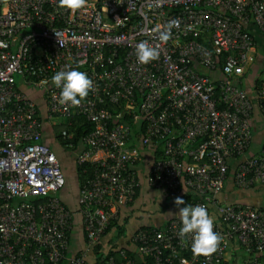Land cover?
Masks as SVG:
<instances>
[{"label": "built area", "instance_id": "1", "mask_svg": "<svg viewBox=\"0 0 264 264\" xmlns=\"http://www.w3.org/2000/svg\"><path fill=\"white\" fill-rule=\"evenodd\" d=\"M172 19L179 25L162 43L155 29ZM252 27L264 35V0H88L76 12L58 0H0V264L62 258L69 264H221L231 240L251 254L242 264H264V206L217 197L233 157L240 158L232 173L236 186L264 185V137L260 150L250 152L254 108L264 117V65L250 89L241 85L256 45ZM145 40L160 51L147 65L136 56ZM77 65L94 88L79 107L61 105L51 77ZM22 86L42 92L43 110ZM105 100L144 116L142 144L164 138L163 153L147 170L149 184L173 196L186 190L190 204L209 214L217 209L214 231L223 239L213 255L193 256L192 236L181 239L182 222L172 217L137 227L132 246H119L116 254L89 258L141 184L132 165L139 151L131 126L111 124L110 111L100 105ZM76 113L95 122L76 154L77 162L94 167L73 210L61 200L65 175L42 134L45 121ZM61 134L71 136L65 128ZM75 212L85 244L67 255Z\"/></svg>", "mask_w": 264, "mask_h": 264}, {"label": "crops", "instance_id": "2", "mask_svg": "<svg viewBox=\"0 0 264 264\" xmlns=\"http://www.w3.org/2000/svg\"><path fill=\"white\" fill-rule=\"evenodd\" d=\"M253 34L256 38V45L254 50L250 53L249 58V66L248 70L245 74V76L242 78L241 85L244 87L251 88V84L254 80V77L261 71V68L264 65V35L255 27H252ZM203 71H206V69L201 68ZM213 75L220 76L219 71L212 72ZM25 92L32 96L36 101L37 104L42 108H44V98L42 95V92L38 89L32 88L30 86H22ZM58 122H48L45 121L44 124V130L42 134V140L45 139L43 136L46 134H52L55 137L56 131H58V124H61L62 119L61 117ZM57 124V125H56ZM57 127H56V126ZM252 126L253 128V134H254V143H253V151H259L261 146L262 138L264 137V117L262 116L261 112L257 109V107L254 108L253 116H252ZM47 138V137H46ZM44 141V140H43ZM62 147L65 148V151H61L60 147H56V153L57 156L61 162V167L63 171L65 172V163H64V156H68L71 158V164H68V170L72 172L73 176L76 174V154L78 149L80 148V144L72 148L70 147L71 144L67 145V147L60 143ZM156 148L150 145L143 146L142 144H139L138 151H139V157L136 158L132 165L135 166L140 175V187L137 189L133 199L128 201L127 203L119 206L118 211V217L116 220L112 221L109 225V227L106 229V231L100 236L98 239V244L96 246V249L99 250V252H105L109 249V247L113 244L117 246L126 245V246H132V242L130 240V236L135 231V229L139 226L143 225H162L164 224L169 218L172 217H178V215H169L168 212H177L178 209L176 208L174 204V199L177 196L170 195L168 190L163 186H156L151 185L146 180V174L147 170L149 168L150 163L154 159V153ZM251 152V150H250ZM67 159V158H66ZM238 157H233L229 159V168L227 171V176L224 180L223 186L220 189V191L217 193L218 200L221 203H231V202H240V203H251L256 206H264V185L261 183H255L252 184L249 187L246 188H240L236 186L233 182L232 173L234 171V168L236 167L238 161ZM66 173V172H65ZM78 184H73L71 186H67V182L64 184V186L61 188L59 192H63V195L61 194L62 199L66 202L68 207L72 208L73 210H76L78 205ZM188 192L185 190H182V192L179 194V197H182L185 200V204L181 205V207L187 206L190 204L191 197L187 195ZM141 198H145V200H150L149 202H152V200H164V207L166 212L160 211L159 215L164 212L165 219L163 221H157V223H149L147 218H150L151 216L147 213L144 219H137V220H130L131 216V210L132 209H139V204L141 201ZM210 215H212L215 219V221H219L220 215L216 208L211 209ZM140 216L142 214L140 213ZM154 218H158V216H154ZM127 220V221H125ZM126 222H129L128 225ZM148 222V223H147ZM127 225V226H126ZM70 247L69 251L71 253L77 252L80 248H82L85 244L84 241V231L81 221V216L78 212H75L74 214V220H73V228L70 236ZM93 251V249L90 250V252ZM250 253H248L240 244H238L236 241L231 240L228 243L227 252L224 260L221 264H242L245 259L250 257Z\"/></svg>", "mask_w": 264, "mask_h": 264}, {"label": "clouds", "instance_id": "3", "mask_svg": "<svg viewBox=\"0 0 264 264\" xmlns=\"http://www.w3.org/2000/svg\"><path fill=\"white\" fill-rule=\"evenodd\" d=\"M87 4L88 0H58L60 8L71 12L81 10ZM178 25L179 21L172 19L168 21L163 30L157 26L155 30L159 32L160 41L166 44L172 37V28L178 27ZM136 56L140 64L147 65L159 59L160 51L158 46H153L145 40L136 45ZM78 68L79 65L76 68L69 67L68 70L57 71L51 77V83L61 89L58 98V103L61 105L70 104L73 107H79L81 101L87 98L89 92L94 88L93 80L86 72L80 71ZM174 204L178 211L168 212V214L178 215L182 222V227L179 230L181 239L186 235L192 236L191 252L193 256L210 257L217 252L223 237L214 231L215 218L209 214L207 208L203 205L193 206L191 204L181 207L185 204V200L179 196L174 199ZM181 264H186V261L182 260Z\"/></svg>", "mask_w": 264, "mask_h": 264}, {"label": "trees", "instance_id": "4", "mask_svg": "<svg viewBox=\"0 0 264 264\" xmlns=\"http://www.w3.org/2000/svg\"><path fill=\"white\" fill-rule=\"evenodd\" d=\"M135 96H136V101H139L140 100L139 94H136ZM122 104H123L122 101H119L116 103V102H111L109 100L107 101L105 100L100 105H103L105 108H107L110 111L111 117H109V121L111 124L113 123V121H124L131 126L130 140L134 145L139 146V144H142L141 138L146 132L145 131L146 120L141 113L137 115H131L126 112H123ZM42 115L43 113L41 114L40 112L39 116L41 117ZM43 119L45 120V118ZM61 119L63 122H61L60 125L58 124V126L65 128L68 133H71V137L63 136L59 128L57 129L58 131H56L55 137L56 139L60 141L61 144L65 145L66 147L70 143H71L70 147L72 148L77 147L81 143L82 137L86 133L92 131L95 128V122L91 119H87L86 116L81 113L63 115ZM163 141H164V138L152 139L147 144L145 145L142 144V145L143 146L150 145L156 148L155 153H154L155 155L154 159H155L159 157L164 151ZM253 143H254V134L252 137V143H251L250 150H253ZM93 167L94 165L90 163L89 161H84L81 163L77 162L76 163V174L73 177L74 182H72V184L80 185V183H82V181L92 173ZM64 175H65V183L66 182L68 183L67 174H65V172H64ZM187 195L190 197H193V195L190 193H188ZM61 200L68 207L66 202L62 199V197H61ZM144 226H148V225H144ZM97 242L91 247L93 251L89 253V258L93 261L101 260L104 255V252H99V250L96 249V246L98 244ZM121 246H124V245H121ZM117 247L119 246L115 244L111 245L108 249V253L116 254L115 249ZM65 253L67 255L72 254L69 251V248L65 251ZM58 264H69V262L67 259L62 258L59 260Z\"/></svg>", "mask_w": 264, "mask_h": 264}, {"label": "rangeland", "instance_id": "5", "mask_svg": "<svg viewBox=\"0 0 264 264\" xmlns=\"http://www.w3.org/2000/svg\"><path fill=\"white\" fill-rule=\"evenodd\" d=\"M20 79H21L20 75H16V81L20 82ZM57 120H59V117L55 116L54 118L50 119V122H53V121L54 122H58ZM57 124H59V123H57ZM58 128H59V130L63 129L60 126ZM43 137L45 138V139H43L44 142L47 145H49L52 149H54L55 151L57 150L56 149L57 146H59V147L61 146L60 145V141L58 139H56V137H54L52 134H48V135L45 134ZM262 140H263V138H262ZM60 150L61 151H65V148L61 146ZM64 163H65V168H66V170H65L66 173L65 174H67V179H68L67 186H71V185H73L72 182H74V179L72 177L73 174H72L71 171L68 170V167H70V166H68V164H71V158H69L68 156H64ZM60 193L63 195L62 191L59 192V195L61 196ZM149 201L150 200H145V198H143V199L141 198L140 204L138 206L140 211L137 210V209H132L131 210L130 220L134 221V220H137L139 217H140L139 219H141V218L144 219L146 214L148 213L151 216L150 218H147L149 223H157V221H163L165 219V215H163V214H165L164 212H166L165 207H164V200L157 199V200H152V202H149ZM160 211H164L161 214V216L159 215ZM140 213L142 214V216H140ZM154 216H158V218L156 219V218H154ZM125 221H127V220H125ZM126 223L128 225L129 222H126Z\"/></svg>", "mask_w": 264, "mask_h": 264}]
</instances>
